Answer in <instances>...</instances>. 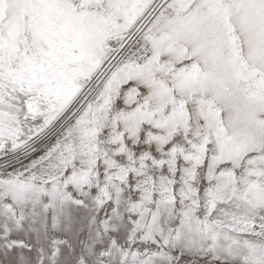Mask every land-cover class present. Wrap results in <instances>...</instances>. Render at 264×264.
<instances>
[{
    "label": "snow or ice",
    "instance_id": "snow-or-ice-1",
    "mask_svg": "<svg viewBox=\"0 0 264 264\" xmlns=\"http://www.w3.org/2000/svg\"><path fill=\"white\" fill-rule=\"evenodd\" d=\"M0 264H264V0H0Z\"/></svg>",
    "mask_w": 264,
    "mask_h": 264
}]
</instances>
